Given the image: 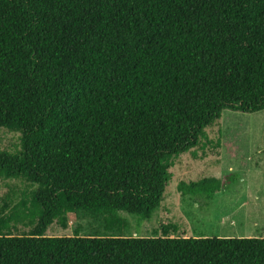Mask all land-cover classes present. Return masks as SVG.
<instances>
[{"label":"trees","instance_id":"obj_1","mask_svg":"<svg viewBox=\"0 0 264 264\" xmlns=\"http://www.w3.org/2000/svg\"><path fill=\"white\" fill-rule=\"evenodd\" d=\"M263 110L264 0H0V129L20 135L0 180L36 186L14 206L26 234L0 206V264H264V238L45 235L78 216L147 220L223 111Z\"/></svg>","mask_w":264,"mask_h":264},{"label":"rangeland","instance_id":"obj_2","mask_svg":"<svg viewBox=\"0 0 264 264\" xmlns=\"http://www.w3.org/2000/svg\"><path fill=\"white\" fill-rule=\"evenodd\" d=\"M205 132L206 139L197 147L174 159L164 199L147 220L119 212L117 218L123 224L108 228L101 218L78 216L66 227L54 221L45 235L264 238V110L253 114L223 111L221 118ZM19 137L18 133L0 129V151H19ZM208 177L222 183V189L211 199L203 194L182 196L177 190L181 181L189 183ZM34 188L19 180H0V206L6 204L13 216H22L18 223L23 226V234L35 222L30 223L21 214L22 207L14 206L28 200Z\"/></svg>","mask_w":264,"mask_h":264},{"label":"crops","instance_id":"obj_3","mask_svg":"<svg viewBox=\"0 0 264 264\" xmlns=\"http://www.w3.org/2000/svg\"><path fill=\"white\" fill-rule=\"evenodd\" d=\"M18 222H19L18 218L13 217V219H11V221H8L4 226L5 231H9L14 234L16 233L23 234V232L20 230V228L23 226L19 225Z\"/></svg>","mask_w":264,"mask_h":264}]
</instances>
